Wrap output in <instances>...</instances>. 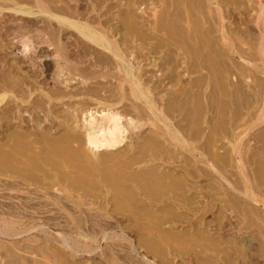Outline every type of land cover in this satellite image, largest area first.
Here are the masks:
<instances>
[{"label": "rangeland", "instance_id": "374dc122", "mask_svg": "<svg viewBox=\"0 0 264 264\" xmlns=\"http://www.w3.org/2000/svg\"><path fill=\"white\" fill-rule=\"evenodd\" d=\"M211 15L200 0H0V261L11 245L20 264H264V74L217 53ZM59 18L111 38L195 152ZM233 31L248 56L257 28ZM183 50L197 74L181 75ZM89 110L120 117L119 143L85 144Z\"/></svg>", "mask_w": 264, "mask_h": 264}, {"label": "bare ground", "instance_id": "6f19581e", "mask_svg": "<svg viewBox=\"0 0 264 264\" xmlns=\"http://www.w3.org/2000/svg\"><path fill=\"white\" fill-rule=\"evenodd\" d=\"M200 1L203 4H205L208 8H210V15L212 14L210 16L212 18V21L209 20L211 26L210 25L209 26L213 28L212 31L215 33V40H216V43H217V46H218L216 48L217 53L218 54H223V55H229V56L234 55V56L238 57L240 60L245 61L246 64H249V65L251 64L252 66H254V69H256L259 73H261L263 75L264 74V61L262 62V65L256 66V65H254L255 63L253 64V59H254L253 56L255 54H258L259 56H261L262 55V52H263V49H264V0H245V2L247 3V6H243V12H240L241 14L238 12V14L240 15L239 17H236L235 16L236 14H233L229 10V8H228V10H226V8H225L226 6L224 4L226 0H200ZM252 1H254V3H257V5H256L257 6L256 7V11H254V13L250 12L251 9L247 10V7L250 6V3H252ZM240 3H241V1H240ZM241 4H244V1L243 0H242V3ZM200 5H201V7L203 6L202 4H200ZM196 7H199V6H196ZM188 11H190V10H188ZM204 15L205 14H203V17H204ZM59 20H61L62 22H65L66 24H69L70 26L74 27L77 30L78 34L82 35L83 38L84 37L87 38V40H89L90 42H92L98 48L104 49L107 52L109 51L111 53V55H113V57L116 59V61L119 62L120 66H121L120 67L121 68L120 69L121 70V73L123 72V75H124L123 76V81L124 82H127L126 84L129 85V87H130L129 90H131V94H133L135 97L140 98V99L143 100L145 107L148 108L146 110H148L149 113L152 115V118L154 119V122L155 121L156 122L158 121V123L159 122L161 123V125L165 129V132L167 133V135L169 136V138H171L172 141L174 142L173 144H175L177 146H180L181 148H186V149L188 148L190 150V152H193V151L195 152L196 148L193 147V145H189L188 142L187 143L185 142L184 137L179 132L180 130L178 128H175V127L171 128V126H170L171 125L170 124V120L168 119L169 117L167 118V116H165L162 113V111L160 110V106H159L160 104L158 103L159 104L158 105L156 103V101L150 97V92L149 93L147 92L148 89H144L143 87H141L140 83L137 82V80L135 79V77L133 75V69H132V65H131L130 61L127 60V58L125 57V55H123L122 53L119 52L120 50L118 51V49H113L114 48L113 47V41L110 40L111 38L109 39L102 32H100V33L97 32L96 33V32H94L93 30H91L88 27H85V26L84 27L77 26L75 24L69 23L67 20H65L63 18H59ZM246 23H250L255 28H257V30H258V42H257V45L255 47H253L252 52L250 54H248V56L246 54H245L246 56H243L242 54H244L245 52L242 51V47L240 48L241 49L240 50L239 48H237L238 45L237 46H234L236 40L233 38L234 35L232 37V34L233 33L231 34V32L233 31V29H234L235 26L236 27H241L242 24H246ZM116 48H117V46H116ZM189 51L191 52V49H189ZM183 52H184V56H183V61H181V63L183 64L181 66V72H182L181 75H184V76L185 75H188L189 76L190 73H193V75L197 74L198 73V70L196 69V66H197V62H198L197 60H198V57H199V55H197L198 53L195 52L194 55L192 56V59H194V63H193L194 64V67L192 66L193 68H190L189 67V62H188V52L186 50L185 51L183 50ZM118 62H117V64H118ZM71 70H72V68H71ZM120 70H118V71H120ZM207 71H209V70H207ZM232 73L233 72H231V74ZM136 78H137V76H136ZM195 78H196V76H195ZM12 87H14V86H12ZM4 92H6V91L4 90L3 93ZM151 115H149V116H151ZM119 118L120 117L115 112H111V111L110 112L109 111H103V110H100V111L99 110H89V111H87L84 114V117H83V125H84V133H85L84 134L85 135V144L88 145V147L92 148L93 150H96L97 151V150H100L102 148L112 147V146L116 145L117 143H119V139H117L114 135H112L111 132H107L110 129L109 128L110 126L107 125V123L113 122L114 125H117L118 124V121H119ZM158 129H159V127H158ZM3 233L4 234H7V235H13L16 232L13 230V228L7 227V228H5L3 230ZM14 245H15V243H14ZM29 245H28V247H29ZM6 246H7V244H6ZM14 249H15V247L13 248V247H11V245H10L9 248H7V251H6V252H8V253H6L7 259L4 262L0 261V264H20L19 261H18V256H17L18 254L16 255L14 253L15 252ZM78 249H79V247H78ZM33 252H37V251H33ZM18 253H20V252H18ZM0 254L2 255V253H0Z\"/></svg>", "mask_w": 264, "mask_h": 264}]
</instances>
